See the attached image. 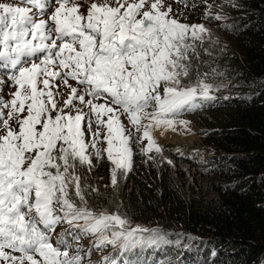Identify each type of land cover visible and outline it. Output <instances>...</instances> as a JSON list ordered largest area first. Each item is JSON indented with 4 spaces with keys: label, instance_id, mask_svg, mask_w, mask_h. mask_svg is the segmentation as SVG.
<instances>
[{
    "label": "snow or ice",
    "instance_id": "1",
    "mask_svg": "<svg viewBox=\"0 0 264 264\" xmlns=\"http://www.w3.org/2000/svg\"><path fill=\"white\" fill-rule=\"evenodd\" d=\"M146 4L148 0H116L113 6L98 0L84 16L73 0L0 2V68L17 86L10 102L0 98V264H81L78 254H69V237L79 239L80 233L98 234V249L112 244L125 252L164 242L155 229H128L119 215L96 216L77 208L69 195L74 186L75 195L85 200L77 161L91 167L88 150L97 149L101 137L115 166L113 186L116 171L130 168L131 136L121 114L137 131L143 128L144 152L154 147L159 152L153 126L174 128L175 116L199 107L201 99H214L204 80L180 87L181 78L189 75L190 51L207 29L172 18L170 6L162 10L163 0H152L144 10ZM56 80L71 88L63 108L51 90L59 87L52 83ZM76 100L96 118V131L91 119L85 128L86 114L76 108ZM153 101L156 112L149 114L145 109ZM80 220V233L68 229L52 242L49 233L57 224ZM109 229L111 237L105 235ZM148 232L150 236L142 235ZM105 264L116 261L106 257Z\"/></svg>",
    "mask_w": 264,
    "mask_h": 264
},
{
    "label": "trees",
    "instance_id": "2",
    "mask_svg": "<svg viewBox=\"0 0 264 264\" xmlns=\"http://www.w3.org/2000/svg\"><path fill=\"white\" fill-rule=\"evenodd\" d=\"M225 1L241 5L225 23L241 61L225 68L229 93L195 108L209 117L203 134L215 155L200 167L208 177L181 192L162 175L151 188L133 176L122 204L132 215L154 216L165 240L122 250L123 264H264V0ZM130 146L135 164L143 158L136 135ZM162 251L172 256L159 260Z\"/></svg>",
    "mask_w": 264,
    "mask_h": 264
},
{
    "label": "rangeland",
    "instance_id": "3",
    "mask_svg": "<svg viewBox=\"0 0 264 264\" xmlns=\"http://www.w3.org/2000/svg\"><path fill=\"white\" fill-rule=\"evenodd\" d=\"M0 2L9 3L12 0H0ZM73 2L79 5V12L84 16H87L88 10L93 2L98 0H73ZM110 4L115 6L116 0H108ZM152 0H148L144 10H148ZM56 4L54 7H58ZM171 7L172 11L169 15L172 18L177 19L180 23L186 25H203L207 31L202 34L203 39L195 42V50L190 51L191 60L189 63L187 77L181 78L180 87H192L197 85L200 80H204L205 83L210 84L212 87L209 91V96L213 97L216 101L220 97L227 95L229 84L228 79L224 76L225 68L228 65L240 63L241 53L235 42L231 38V34L227 32L225 23L229 20L232 13H241V5H235L228 3L225 0H163L162 10H167ZM54 10V8H53ZM219 16L220 19L216 17ZM37 19H46V16H37ZM51 24V22L49 21ZM38 57L42 56V53L37 54ZM33 59H36L34 57ZM57 70V69H54ZM12 70H9V72ZM53 85H59V87H53L54 98L57 101V106L63 108L64 101L68 99L71 93V88L64 84L62 80H56L52 82ZM68 84L71 87L80 90V94H83L82 87L77 84L76 81L69 79ZM42 87V85H41ZM17 86L14 81L9 78V74L0 71V98L10 102L13 99V93L16 91ZM161 94L163 93V84L159 89ZM85 99L89 97L85 96ZM206 100V99H201ZM94 103H103L102 100L94 101ZM76 108L81 109L85 114V128L87 127L88 119L92 121V131H96V118L91 116L88 107L80 104L78 100L74 101ZM67 111V109H65ZM4 116L7 118L8 108L3 109ZM149 114L156 112L155 102H151L145 109ZM73 114L75 112L73 111ZM207 110H188L183 111L174 119L176 124L174 128H168L165 126L155 127L151 130L152 138L156 142L161 150L158 152L155 147L152 151L145 153L144 148L147 145V140H141L143 134V128L139 131L133 127L129 122L127 114H121L120 120L126 127L128 134L136 135L138 137V143L143 158L133 163L131 156V166L128 169H121L116 171L118 183L113 186L112 174L115 166L108 159L107 153L104 149L107 144L101 137L100 142L97 144V149L100 150V155H96L97 149L89 148L90 159L92 166L79 165L77 161L78 174L83 179L82 188L84 191L85 200L75 195L74 186L70 188L69 195L72 202L77 208L86 207L94 215L100 214L119 215L128 221L125 225L126 228H136L139 226L143 229H155L156 232L160 231L162 226L160 222H157L154 216L148 215L144 212L132 215L131 212L125 208L122 204V199L126 197V194L132 190L133 176H137L147 180V185L151 188L152 182H157L162 175L166 179H171L175 187H178L183 192L184 187H188L194 183L195 177L203 178L208 177V173L200 167H206L211 156L215 155L212 147L208 144L206 136L203 134L205 125L208 122ZM107 119V117H105ZM179 121H186V125H181ZM9 123L16 127L14 121ZM144 124L149 123L147 119L143 121ZM2 131V130H0ZM104 130L102 129V132ZM86 139L91 141V133H88ZM130 143V142H129ZM177 148H180V155L174 156L173 153L177 152ZM185 157H189L190 161H185ZM196 161H201L199 164ZM201 164V165H200ZM135 167H142L145 170L137 172ZM59 207L58 205L56 206ZM84 224L83 220L68 224L65 221H61L57 224L49 236L53 243L68 229H72L73 233H80V226ZM112 229L105 232V235L111 237ZM145 237L151 235L150 232L142 234ZM98 234L92 233H80L79 239H72L70 241V255H79L81 257V264H105V258L115 259L117 261L121 253L116 245L106 244L102 248L95 247ZM82 239L81 242L78 240ZM79 244V245H78ZM140 250L136 248L129 253H138ZM18 255V254H17ZM172 253L159 252L157 258L162 261L170 258ZM118 264H123V260H119Z\"/></svg>",
    "mask_w": 264,
    "mask_h": 264
}]
</instances>
